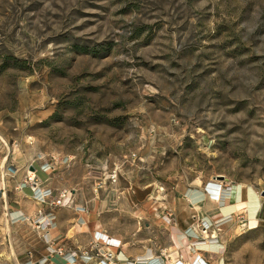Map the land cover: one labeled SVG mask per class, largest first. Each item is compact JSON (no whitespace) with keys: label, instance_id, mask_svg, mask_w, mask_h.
Listing matches in <instances>:
<instances>
[{"label":"rangeland","instance_id":"1","mask_svg":"<svg viewBox=\"0 0 264 264\" xmlns=\"http://www.w3.org/2000/svg\"><path fill=\"white\" fill-rule=\"evenodd\" d=\"M46 162L55 199L93 211L120 251L264 264V221L219 211L250 187L264 209V0H0V264L41 256L11 197ZM198 240L219 249L194 254Z\"/></svg>","mask_w":264,"mask_h":264},{"label":"crops","instance_id":"2","mask_svg":"<svg viewBox=\"0 0 264 264\" xmlns=\"http://www.w3.org/2000/svg\"><path fill=\"white\" fill-rule=\"evenodd\" d=\"M36 174L37 176L39 175V170L37 171ZM44 174L47 176L45 179H42L40 176H38L39 177L38 187H40L42 190L51 189L53 192L52 199H55V196H54L55 188L53 186V182L50 177L51 173L48 172ZM15 178H16V182H20L22 184L24 179H26V172L25 171L19 172L18 170V172L15 175ZM27 189L29 191H26V192H23V191L16 192L15 191L12 194L11 202H14L15 204L12 205L13 208L11 211L12 213L11 222L12 224H15L17 227L25 225L24 223H28L31 226H34L33 227L34 230L39 234V236H41L39 239V242L45 241L44 238H42V236L44 235V230L38 228L35 223L37 222L38 219H40L41 217L43 218L44 216H47V218H50L51 216H55L56 227L49 229L48 232H49V236L52 238L54 242V246L57 248L59 247V248L67 249V250H78V249L86 248L90 244L93 234L96 231H103L102 230L103 227L101 226V224H99V222L95 218L94 212L89 211L87 213V212L81 211L79 208L81 207L80 206L81 204L76 203L75 198H68V196H66L63 199V202L60 205L61 206L60 208H56V206H54L55 208H51L53 206L50 205V203L37 202L32 196L31 188H27ZM190 195L192 197L191 198V201L193 202L192 205L195 204L194 207H198V208L201 207V204H202L201 201H203V199L206 198V194L203 191L196 190L195 192L192 191ZM209 195L211 196L210 199L213 200L212 198H213L214 193H211L210 191ZM242 201L244 200L242 198V189H241V194L237 202H242ZM213 202H216V201L213 200ZM217 202L220 203V201H217ZM45 205H49L51 207L45 206ZM221 207L219 208V211L222 217L220 218L221 219L220 221H223L224 219L226 220L232 216L233 213L230 214L229 216L228 215L225 216L221 210ZM263 210H264L263 203L259 197V208L257 209L256 215H255V218L257 220V226H259L260 222L264 221V211ZM37 215L39 216L37 217ZM27 218H29V220H26ZM249 222H250V216H249ZM176 224L178 226V222ZM183 226H186V223ZM214 237L216 238V234H214ZM195 242L200 243L199 240ZM44 243L41 249L40 258L36 259L35 261L31 260L32 256L34 255L33 254L34 251L29 250V251H26L24 255L25 258L23 257L24 260L23 258H21L22 259L21 261V259H19V256L17 257V261L18 262L21 261L19 264H39V263L41 264V262L39 261L43 259V257L44 258L47 257L51 261V263L49 264H70V263H67L60 256L50 257V255H48V251H49L48 244L46 243L47 247L45 248L46 245ZM202 244H205V243H202ZM25 249L27 250L28 246L20 247V252L18 253V255L23 254V252H25L24 251ZM204 250H207V249H204ZM171 251L173 252L169 253L168 258L170 259L172 258L171 262H173V264H175L178 260L181 259L180 256H182V259H185L186 263H189V262L191 263L195 258V255H191L190 254L191 251L188 252V250L179 251V252L177 250L175 251L171 250ZM121 253H122V257H125V258H127L128 256H137V259H144V260H150L154 258V261L156 262L159 261L160 259L158 258L160 257L158 256L159 252L156 251L153 247L150 248L147 246H144L143 249H139L137 252L132 253L129 250L124 249Z\"/></svg>","mask_w":264,"mask_h":264},{"label":"built area","instance_id":"3","mask_svg":"<svg viewBox=\"0 0 264 264\" xmlns=\"http://www.w3.org/2000/svg\"><path fill=\"white\" fill-rule=\"evenodd\" d=\"M53 168L51 163H43L41 165V169L44 173L50 172V170ZM32 171L28 172L26 179L24 181V184H29V186L32 189V196L33 198L40 203H50L52 206H60L63 202V199L67 196L66 192H63L59 199H52L53 192L51 189L42 190L40 187H38L39 181L37 179L36 174L34 173L33 176H31ZM112 180L114 182L118 179V173L115 172L111 176ZM218 189L214 192L213 200L221 201L223 198V191H222V185H217ZM224 188V187H223ZM221 189V192L219 190ZM224 190V189H223ZM81 211L85 212V210L82 207H79ZM50 216V215H49ZM38 228L44 230L43 238L48 244V249L50 252V257L53 256V254H57L62 256V258L70 264H76V263H85V264H161L162 258H160L159 261H154V258L150 260H144V259H137L138 261L136 263L129 262L127 260L120 259V254H122L119 249L121 248V241L117 238L111 237L109 234H107L104 231H96L93 234L92 240L90 244L83 249L78 250H66L64 248H57L54 246V242L52 238L49 236V229L56 227L55 222V216H51L50 218H47V216L41 217L37 220L35 223ZM208 227L206 226L204 228V232L207 231ZM207 237H204L203 239H206ZM214 240L213 238L211 241ZM215 242V241H213ZM206 243V242H203ZM202 244V243H201ZM197 242L194 245H191V247L197 246ZM192 251L194 254H196L197 251H200L199 249L193 248ZM162 255H165V252L162 253ZM45 263V261H44ZM175 264H188L184 262L183 260H178ZM192 264H213L210 260L206 259L202 253H199L195 256L194 260L192 261Z\"/></svg>","mask_w":264,"mask_h":264},{"label":"bare ground","instance_id":"4","mask_svg":"<svg viewBox=\"0 0 264 264\" xmlns=\"http://www.w3.org/2000/svg\"><path fill=\"white\" fill-rule=\"evenodd\" d=\"M34 173H36V172H32V174H34ZM217 184L218 183L215 182V183H211V185L208 186L210 191H211V193H214V191L218 192V190H216V187H215V185H217ZM217 189H218V186H217ZM219 192H221V189L219 190ZM228 195L230 196V193ZM247 196H248V198L246 200L242 201V202H234V203H230V204L227 203V205L221 207V210H222V212L224 213L225 216L226 215L229 216L230 214L235 213L237 211L246 210L249 213V216H250V222L248 223L249 226L251 228H256L257 220L255 218V215H256L257 209L259 208V197H258V195L256 194L255 190L252 187L249 188ZM210 198H211V196H210ZM183 236H182V238H183ZM210 242L211 241H206L205 244L197 243L198 244L197 245V249H199V250L207 249L209 251H218L219 245L215 244V243H210ZM120 259L127 260V258L122 257V254H120ZM147 259H149V258H147ZM190 264H192V262ZM220 264H224V262H221Z\"/></svg>","mask_w":264,"mask_h":264},{"label":"water","instance_id":"5","mask_svg":"<svg viewBox=\"0 0 264 264\" xmlns=\"http://www.w3.org/2000/svg\"><path fill=\"white\" fill-rule=\"evenodd\" d=\"M35 167H32L31 169H34Z\"/></svg>","mask_w":264,"mask_h":264}]
</instances>
